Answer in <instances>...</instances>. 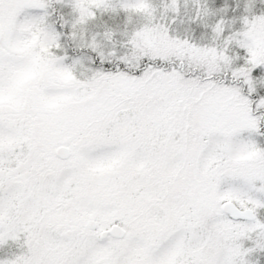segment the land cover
Wrapping results in <instances>:
<instances>
[{
    "label": "snow or ice",
    "instance_id": "1",
    "mask_svg": "<svg viewBox=\"0 0 264 264\" xmlns=\"http://www.w3.org/2000/svg\"><path fill=\"white\" fill-rule=\"evenodd\" d=\"M71 5L73 38L97 10L144 22L123 53L100 51L85 67L55 53L48 13L31 11L48 0H0V264H255L264 13L216 43L221 19L213 43L199 44L170 34L180 0L165 4L168 23L151 0ZM192 6V19L210 14ZM233 43L246 53L239 66Z\"/></svg>",
    "mask_w": 264,
    "mask_h": 264
},
{
    "label": "rangeland",
    "instance_id": "2",
    "mask_svg": "<svg viewBox=\"0 0 264 264\" xmlns=\"http://www.w3.org/2000/svg\"><path fill=\"white\" fill-rule=\"evenodd\" d=\"M166 3L168 0H165ZM153 5L156 7L155 0H151ZM210 10V14L201 18L200 24L194 26L188 22V25H191L196 29L195 32L191 34L193 42L199 44H209L213 43L214 33L212 32V27L217 23V21L223 19L224 21V32L222 36L216 41V43H222L223 37L227 36L231 32L238 31L242 28V23L240 22L243 14H249L252 12L255 15H260L264 13V0H207L205 3ZM192 5V0H187V5H185V0H180V14L186 10H190ZM46 11L48 14L46 16V26L50 31L58 32L59 43L61 47L59 49H54L57 55H65L66 51L70 50H83L80 51L77 55H69L66 59V63H71L73 60H79L81 64L85 67H96L94 60L89 54L93 52L98 54V52L103 51L105 54L111 50L117 52V33L120 34L124 30L129 33L135 28L138 27L141 23L144 22L142 17L132 15L131 20L127 19V14L122 10L116 12H104L97 10L96 16L94 19L89 20L85 25L78 26L75 31L77 33L76 37L73 38L71 33L74 31L72 28L73 20L75 19L76 13L72 9L71 0H52L51 6L47 8ZM44 11L35 10L33 13L35 15L43 14ZM168 11L165 10V7H162V13L166 14ZM160 11L156 12L159 15ZM116 21L113 23V18L115 17ZM179 26H182L180 22H176L174 26L178 31H187V27L184 26L182 29H179ZM81 27L83 31L81 32ZM107 30H111L113 37L111 41L104 39L103 33ZM117 32V33H115ZM81 36L83 37L81 39ZM95 36L98 48L97 51H93L88 47V43L91 41L92 37ZM121 36V37H120ZM118 39H126V35H120ZM69 43L70 48L66 45ZM240 54L243 55V49L239 48ZM264 69V66H258L253 71V76L256 77V92L260 95H264V81L259 79V76L262 74L261 70ZM77 70H81L80 65H77ZM260 89L262 91H260ZM264 130V122L262 123ZM257 144L264 148V137L262 135H254L253 137ZM258 218L264 220V208L257 210ZM250 241H245V246L249 245ZM255 264H264V251H257L253 253L250 257Z\"/></svg>",
    "mask_w": 264,
    "mask_h": 264
},
{
    "label": "trees",
    "instance_id": "3",
    "mask_svg": "<svg viewBox=\"0 0 264 264\" xmlns=\"http://www.w3.org/2000/svg\"><path fill=\"white\" fill-rule=\"evenodd\" d=\"M202 2L206 3L207 0H202ZM167 3H166L165 0H155V4L157 6V10L160 11L159 15H157V21L158 22L168 23L170 21L172 15H173L171 12H167L166 14L162 13V7H164L165 4H167ZM193 15H194L193 6L191 5L190 10H186L182 14L177 16L176 17V21H175V23L176 22H180L182 24V26L178 25L179 29H182L184 26H186L187 27V31H178V30H176V27L174 26L175 23H171V24H169L170 34L180 36L181 38H188V39L192 40L191 34L193 32H195L196 29L193 28L191 25H188V22L190 24H193L194 26L200 24V22H201V18L200 19H192ZM116 19H118L117 16H116V18L115 17L113 18V23L116 21ZM115 33H117V32H115ZM125 33H129V32L124 30V32H122L121 34L125 35ZM117 34L118 35L116 37H117V42L118 43H117V47L116 48H117V54H120V53H123L126 50L125 47H124V42L126 41L127 38L124 39V40L118 39V37L121 34L119 32ZM66 45L70 48L68 42L66 43ZM80 51H87V50L86 49H83V50L77 49V50H70V52L66 51L65 56L66 57H68L69 55L72 56L73 55L72 53H74V55H77V53H79ZM242 51H243L242 52L243 55H239L240 54L239 47H237L234 43L229 45V54L230 55L234 54L236 56V59L234 60V65L235 66H239V65L244 63L243 57L246 55V53L244 52V50H242ZM89 54L93 58L94 64L97 65L98 62H99L98 54L95 55V53H93V52H90ZM220 75L222 76L223 74L221 73ZM249 244H250V242H249Z\"/></svg>",
    "mask_w": 264,
    "mask_h": 264
},
{
    "label": "flooded vegetation",
    "instance_id": "4",
    "mask_svg": "<svg viewBox=\"0 0 264 264\" xmlns=\"http://www.w3.org/2000/svg\"><path fill=\"white\" fill-rule=\"evenodd\" d=\"M51 1H52V0H48V2H49V7L51 6ZM49 7H48V8H49ZM35 10H39V11H41L40 9H35ZM35 10H31V11L34 12ZM42 11H44V10H42ZM252 14H253L252 12H249V14H243V16H244V15H249V17H250ZM240 22H241V19H240ZM241 23H242V22H241ZM261 72L264 73V69H262ZM263 90H264V88H263ZM260 91H262V90L260 89ZM257 93H258V92H257ZM262 123H263V122H262ZM260 131H261V133H264V130H263V127H262V126H261V128H260ZM262 136L264 137V135H262Z\"/></svg>",
    "mask_w": 264,
    "mask_h": 264
}]
</instances>
